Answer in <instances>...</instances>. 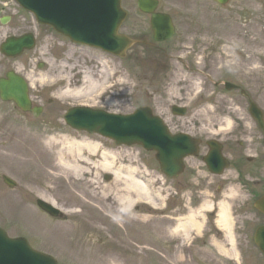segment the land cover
Instances as JSON below:
<instances>
[{
	"label": "rangeland",
	"instance_id": "obj_1",
	"mask_svg": "<svg viewBox=\"0 0 264 264\" xmlns=\"http://www.w3.org/2000/svg\"><path fill=\"white\" fill-rule=\"evenodd\" d=\"M177 2L183 8L192 10V14H188L194 19V23L184 27L181 34L176 36L174 42L180 44L172 46L168 58L161 63L140 66V71L134 70L133 81L127 77L126 64L108 61L115 76L109 83L112 89L105 97L112 96L117 101L109 106L104 97L96 102V107L104 106L115 113L130 114L137 106L147 105L167 121L181 122L179 130L193 132L200 137H215L209 131L218 129L216 126L210 127L208 134V128L203 125L195 129L194 122L207 124V112L210 121L231 119L250 123L249 100L240 91H226L223 83L238 85L264 111V0H231L224 8L210 0ZM4 18H10L7 25L2 24ZM26 33L35 34L36 48L16 60H9L0 54V75L14 70L25 79L30 74L35 80L40 79L41 75L47 76L45 83L30 90L33 103L42 106L44 111L35 118L22 113L13 103L0 100V228L6 229L11 237L27 238L56 255L60 261L63 257L61 243L63 238L68 239L64 235L68 232H85L90 226L100 235L94 236V242L90 238L86 240V246L90 249L86 254H91L84 256L88 264H92L90 260H94V264H236L231 257L220 253L211 241L208 240L207 244L206 239L193 247H188L190 243L181 246V236H174L170 232L175 226L170 218L179 213L180 204L188 197L179 200L175 194H179V191L169 188L166 181L156 184L153 183L157 181H153L155 177L148 178L150 191L157 195L158 200H168L169 211L160 214L158 201L156 209L149 206L136 215V212L130 215L117 201L125 192L108 189L115 185L114 175L107 181V173L99 169L93 175H86L82 183H77L73 174H69L68 179L60 168L51 170V166L39 164V156L37 158V154L32 153L38 147L25 136H19L4 116H15L27 131L35 136L42 135L41 140L69 134L74 139H83L64 122L65 113L78 103L57 98V93L66 87V83L54 82L53 67L63 64L60 58L68 49L71 60H67V64L74 65L80 72L94 71L97 77L104 57L94 53L101 58L95 59L83 54L80 49L68 48L46 27L39 26L36 19L16 2L0 0V46L6 38ZM39 64L44 67L39 68ZM138 72L152 75H140ZM179 76L188 77L187 84H177ZM79 78L81 75L73 80L72 88L78 86ZM119 81L125 83L119 85ZM182 87L185 90L181 93ZM176 90H180V94ZM173 104L186 106L189 110L187 116L172 117L167 109ZM92 138L104 145V151L120 152L118 162L122 164L127 159V151L140 153V172L156 173L154 176L161 178L153 153L135 146L117 148L114 143L101 137ZM232 141L236 142V138H232ZM58 150L55 149V157ZM95 159L102 160L100 157ZM5 175L18 184L15 190L3 183L2 177ZM94 188L97 199L92 196ZM38 199L68 210L70 213L66 217H74L70 221L52 218L36 207ZM172 209H177V213ZM124 245L127 246L126 250ZM104 246L114 247V256L110 261L102 254L101 248ZM244 264H264V258L245 257Z\"/></svg>",
	"mask_w": 264,
	"mask_h": 264
},
{
	"label": "flooded vegetation",
	"instance_id": "obj_2",
	"mask_svg": "<svg viewBox=\"0 0 264 264\" xmlns=\"http://www.w3.org/2000/svg\"><path fill=\"white\" fill-rule=\"evenodd\" d=\"M157 1L158 9L155 14L170 15L176 30L192 21L185 11L186 8L180 7L176 0H169L167 3L165 0ZM133 3L134 0H129L130 8L123 29L124 34L135 42L124 59L131 72L133 63L143 64L149 58L155 59L161 54L165 55L167 49L164 46L170 44V42L160 44L154 41L151 30L153 16L132 8ZM165 3L168 8L164 7ZM175 124L177 129L180 128L177 123ZM233 138H236V143L223 137L217 139L206 137L201 142L199 156L185 160L183 174L178 179L170 181L169 188L179 191V200L185 196L188 199L180 204L179 213L177 209L173 210L177 216L170 219L176 224V221L185 217L190 210L198 208L204 198L207 206L204 222L206 234L195 245L206 239L207 244L208 240L211 241L212 245L218 247L220 253L225 250L240 257L259 256L261 254L254 244V234L257 228L264 224V215L255 205L264 196V129L262 130L255 123L249 130L239 127L234 132ZM211 141L217 143L214 150L221 153L222 163L211 161L208 164V155L212 150L209 145ZM211 168L217 173H212ZM218 172H221L220 175ZM202 192L204 195H201ZM224 202L228 203L229 215L234 222L231 241L226 239L224 230L218 226L220 205ZM208 205H211L209 214ZM173 228L174 226L172 230ZM92 236L97 234L91 229L85 232H68L66 234L68 239H63L62 264H88L84 256L91 254H86L90 250L86 246V240ZM101 251L106 255V259H109L113 256L114 248L104 246ZM90 263L94 264V260H90Z\"/></svg>",
	"mask_w": 264,
	"mask_h": 264
},
{
	"label": "water",
	"instance_id": "obj_3",
	"mask_svg": "<svg viewBox=\"0 0 264 264\" xmlns=\"http://www.w3.org/2000/svg\"><path fill=\"white\" fill-rule=\"evenodd\" d=\"M213 1H216L220 5H225L229 0ZM18 2L26 9L33 11L41 23L47 24L51 21L59 32L71 35L72 39L84 42L91 40L88 38L82 39L76 31H69L64 24L57 21H62L65 18L67 7H71V9L74 8L75 11L77 10V0H18ZM100 3L104 4V8L107 7L109 10H113V12L107 14V16L111 18V32L113 34L112 36L116 39L115 46L112 45L110 48H106V46H109L108 44H101V46L109 51L116 48L119 54L123 55L122 53L126 49L128 43H126L125 39L119 38L116 34L124 20V14L121 12L120 0H100ZM51 10L53 11L51 12ZM53 16L56 20L52 19ZM153 30L159 41H163L172 36L171 28L168 27L167 30H165V26L158 21H154ZM34 45L35 40L33 36L27 35L19 39H9L7 43L2 46L1 51L8 57L16 58L21 56L24 50H31L34 48ZM226 88L228 90L235 89V87L230 84H227ZM0 98L3 101H14L18 107L25 112L32 111L28 87L24 80L14 73H9L7 79H0ZM250 111L255 119L263 123V114L255 104L251 105ZM32 112L34 115L38 116L40 110L36 109ZM67 122L76 129L88 130L90 133H99L109 136L116 140L117 144H126L128 146L141 144L147 150L156 151L157 159L164 165L165 171L168 173L169 177H172L173 174L171 173H173V171L180 168L182 159L187 155L179 147V144L187 141L184 139H174V142H172L173 138L167 134L162 122L153 117L149 109L139 110L135 115L129 117L93 113L90 110H78L75 114L70 113L67 116ZM165 136V141H169V148L163 151L159 144V140ZM187 153H196V148L190 146L189 152ZM174 175H176V173H174ZM4 181L11 188L16 187V184L9 178L4 177ZM38 205L50 214L57 215L54 209L46 203L39 201ZM258 208L264 212V200L258 203ZM256 241L264 253V228L258 231ZM9 245L13 249H20L23 258L11 251L5 250ZM31 255L33 254L28 249L25 240L20 239L19 241L10 242L7 240L6 234L0 230V264H35Z\"/></svg>",
	"mask_w": 264,
	"mask_h": 264
},
{
	"label": "bare ground",
	"instance_id": "obj_4",
	"mask_svg": "<svg viewBox=\"0 0 264 264\" xmlns=\"http://www.w3.org/2000/svg\"><path fill=\"white\" fill-rule=\"evenodd\" d=\"M55 72L54 80L56 83L65 82L66 89L64 91H59L57 93V98L62 101H73V102H83L86 105H92L93 99H102L106 96V91L108 88V83L112 75L111 70L107 63H102L97 78L93 77L92 74L83 73L82 86L80 88L71 89L73 86V80L76 79L77 75L82 74V72L77 71V67L74 65L59 64L53 67ZM33 74L28 75L31 86L35 87V79L32 76ZM47 76L41 75L40 80H45ZM188 77L179 76L177 78V84L181 86L187 84ZM125 81H119V85H123ZM185 90L184 87L181 88V93ZM180 94V90H176ZM114 98L108 97L106 102L109 105L114 104ZM4 119L10 121V127H15V132L19 136H25V138L30 142L35 144L38 149L32 150L33 154H37L39 164L44 165L45 167L51 166V170L60 168L62 174L67 176L69 179V174L75 176V182L82 183L83 178L86 175H93L95 168H100L106 173H113L115 177V185L113 187H108V189L114 188V191L121 194L117 198L118 204L125 211L130 210L131 206L134 204L133 198H137L141 201L147 202L151 208L156 209L157 202L159 201L157 195L155 196L149 188V177L156 178L153 179V183L159 184L160 178L154 176L156 173H141L140 166V153L134 154V151L131 150L126 152V162L123 161L119 163L120 152L117 151H104V145L91 142L87 139L77 140L72 138L69 135L62 136H53L46 140H41L42 135H33L32 132L27 131L25 126L21 125V122L17 120L15 116H4ZM228 128L233 125V120L226 119ZM59 149L57 157L54 156L55 149ZM126 148V147H125ZM122 152V151H121ZM130 152V153H129ZM123 153V152H122ZM100 157L102 160L91 162V160ZM57 160V163H56ZM135 165V167H134ZM59 180V179H57ZM84 181V180H83ZM75 184V183H74ZM92 196L96 197L95 188L92 190ZM161 198V197H159ZM97 199V197L95 198ZM204 208V207H202ZM208 208H211V205H208ZM140 209H138L139 211ZM228 203L224 202L220 205V216L218 220V226L222 228L226 234V239L231 241L232 236V227L233 220L229 215ZM138 213V212H137ZM136 213V214H137ZM135 214V215H136ZM204 212L199 210H190L188 214L179 219L175 228L170 230L174 236H181L185 241L188 240L189 235L192 230H197L198 234L202 233L204 230V222L200 219L204 218ZM225 255L232 256L233 253L230 251H223Z\"/></svg>",
	"mask_w": 264,
	"mask_h": 264
}]
</instances>
